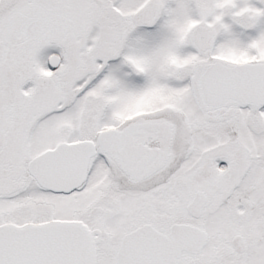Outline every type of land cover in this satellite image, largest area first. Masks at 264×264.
Returning <instances> with one entry per match:
<instances>
[{
	"label": "snow or ice",
	"instance_id": "snow-or-ice-1",
	"mask_svg": "<svg viewBox=\"0 0 264 264\" xmlns=\"http://www.w3.org/2000/svg\"><path fill=\"white\" fill-rule=\"evenodd\" d=\"M0 264H264V0H0Z\"/></svg>",
	"mask_w": 264,
	"mask_h": 264
}]
</instances>
